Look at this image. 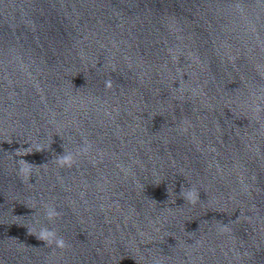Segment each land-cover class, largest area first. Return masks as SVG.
<instances>
[{
	"label": "water",
	"instance_id": "95a60500",
	"mask_svg": "<svg viewBox=\"0 0 264 264\" xmlns=\"http://www.w3.org/2000/svg\"><path fill=\"white\" fill-rule=\"evenodd\" d=\"M0 264H264V0H0Z\"/></svg>",
	"mask_w": 264,
	"mask_h": 264
},
{
	"label": "clouds",
	"instance_id": "9594fccd",
	"mask_svg": "<svg viewBox=\"0 0 264 264\" xmlns=\"http://www.w3.org/2000/svg\"><path fill=\"white\" fill-rule=\"evenodd\" d=\"M108 86H110V83L108 84ZM72 162V157L70 155L68 156H64L60 159V163L61 165L67 164V165H71ZM22 171H25L24 169H22ZM188 198L191 200V202H195L194 199H192L193 193L189 192L187 194ZM47 218L48 219H52L53 217L57 216L58 213L54 210V209H50L47 213ZM40 240H44L47 241L48 243H52L55 242L56 246L59 248H63L65 247V242L62 238H56L55 233L48 230V229H42L40 232V236H39Z\"/></svg>",
	"mask_w": 264,
	"mask_h": 264
}]
</instances>
